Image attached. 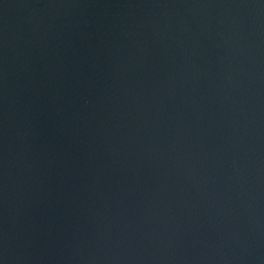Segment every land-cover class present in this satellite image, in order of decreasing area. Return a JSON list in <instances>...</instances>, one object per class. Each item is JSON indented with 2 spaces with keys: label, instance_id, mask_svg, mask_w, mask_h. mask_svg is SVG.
Returning <instances> with one entry per match:
<instances>
[{
  "label": "water",
  "instance_id": "water-1",
  "mask_svg": "<svg viewBox=\"0 0 264 264\" xmlns=\"http://www.w3.org/2000/svg\"><path fill=\"white\" fill-rule=\"evenodd\" d=\"M0 264H264V0H0Z\"/></svg>",
  "mask_w": 264,
  "mask_h": 264
}]
</instances>
